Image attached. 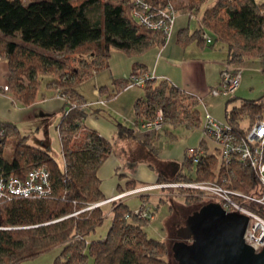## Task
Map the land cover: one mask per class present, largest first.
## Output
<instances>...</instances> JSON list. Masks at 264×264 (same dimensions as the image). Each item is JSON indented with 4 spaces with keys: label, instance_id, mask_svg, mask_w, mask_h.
Segmentation results:
<instances>
[{
    "label": "trees",
    "instance_id": "obj_1",
    "mask_svg": "<svg viewBox=\"0 0 264 264\" xmlns=\"http://www.w3.org/2000/svg\"><path fill=\"white\" fill-rule=\"evenodd\" d=\"M148 1L152 7L172 3ZM205 1L186 0L180 8L174 5L177 10L188 9V19L196 18L189 38L206 42L201 33L207 30L212 37L208 43L224 44L225 61L235 64L264 55V0H213L202 8ZM95 4L101 6L99 19L89 15ZM134 8V0H31L27 4L0 0V57H6L9 64V90L23 103H31L37 95L38 75L51 73L49 83L68 95L58 124L62 165L49 151L31 143L29 135L22 133L16 123L0 119V175L24 176L30 168L43 163L50 169L52 182L50 194L41 197L0 199V264H20L55 248L60 251L54 264H169L165 260V242L149 238L144 229V222L151 219L133 214L127 217L132 211L127 201L111 202L112 223L106 237L87 240L105 216V203L88 206L105 199L97 170L113 145L110 139L84 124L93 109L86 105L90 100L76 85L107 68L113 48L138 54L151 45L166 42L163 33L136 20ZM78 58L85 63L71 64ZM141 68L135 63L131 74L147 71ZM143 87L144 96L134 102L136 120L151 118L159 98H165L188 106L182 110L185 117L173 119L172 124L201 125L203 112L195 95L153 77L145 78ZM263 112L264 91L254 98L231 94L224 101V120L239 132L244 128L243 118L248 117L249 125ZM117 126L120 135L138 136L131 125L120 121ZM141 134L138 137L149 147V154H156L150 133ZM88 135L91 138L86 140ZM214 162L210 154L200 156L194 163L184 156L173 177L165 181L205 179L212 176ZM154 163L152 160L150 165ZM237 171L242 180L255 184L250 167H238ZM127 184L133 187L137 181L131 178ZM232 185L242 184L234 181ZM183 189L188 191L186 198L203 200L196 190Z\"/></svg>",
    "mask_w": 264,
    "mask_h": 264
},
{
    "label": "crops",
    "instance_id": "obj_2",
    "mask_svg": "<svg viewBox=\"0 0 264 264\" xmlns=\"http://www.w3.org/2000/svg\"><path fill=\"white\" fill-rule=\"evenodd\" d=\"M184 11L185 9H179L178 17L187 16ZM193 30H190L186 23L177 29L173 24L169 38L163 45H151L138 54H129L121 49L113 48L108 59V67L97 71L92 77L76 85V89L86 100L95 101V104L92 105L93 111H89L84 124L96 129L112 141L111 153L97 170L100 188L105 198L125 189L127 180L131 178L137 181L136 185L167 180L170 178L169 173L176 172L181 166L185 147L196 144L199 140L200 125H192L196 128H191L189 135L177 138L171 131L172 129H167L164 123L163 129L159 130L151 140L156 154L150 155L149 147L142 143L140 137L120 135L117 126L120 121L128 126L131 125V121L135 118L134 102L139 96L145 94L144 87L139 85L123 87L118 91V88L123 86V80L130 76L135 63L140 64L141 69L150 72L151 77L157 81H168L195 95L200 102L204 101L206 106V97L212 95L208 91L209 87L219 79L221 61L225 60L227 49L220 54L208 52L204 47V45L209 44L208 42L189 38ZM215 43L209 45L212 47ZM222 45L226 48L224 44ZM252 61L250 59L239 64L241 67L240 81L243 74L257 67ZM9 73L8 61L6 57L1 56L0 119L16 123L22 133L29 135V141L32 139L35 142L45 141L47 139V131L44 128L45 120L49 116L55 115L57 117L55 122L58 121L56 123L58 131L63 105L62 98L57 96L55 92V85L49 83L51 77L45 79L42 84L39 74L35 100L31 103H23L12 90L4 89L5 86H9ZM86 81H90L92 84L90 92V89L84 88L82 84ZM112 93L115 94L110 95ZM235 95L243 97L238 94ZM100 100H105V102L101 103ZM206 111L211 114L208 109ZM177 126L188 128L191 124L181 122L173 124L172 127L175 129ZM36 135H41V137ZM32 136H35V139ZM35 145L37 144L35 143ZM152 160L156 166L150 165ZM60 164L62 165L63 162ZM159 175L160 179H158ZM119 185L122 189L119 188ZM154 190L157 191V189ZM131 195L134 194L126 195L118 200L127 201V197ZM135 195L139 196L141 201V194ZM146 195L149 196V194Z\"/></svg>",
    "mask_w": 264,
    "mask_h": 264
},
{
    "label": "built area",
    "instance_id": "obj_3",
    "mask_svg": "<svg viewBox=\"0 0 264 264\" xmlns=\"http://www.w3.org/2000/svg\"><path fill=\"white\" fill-rule=\"evenodd\" d=\"M133 15L136 20L152 30L160 31L167 40L171 33L178 10L172 3L160 7H152L148 0H134ZM190 12H186L188 15ZM201 38L206 42L212 37L205 32ZM151 77L150 72L136 75L130 74L123 83L124 88L133 85L143 86L145 78ZM241 77L239 64L225 61L219 72L218 81L209 87L212 95L228 96L234 93ZM5 90L9 86H5ZM56 94L65 102L68 95L58 87ZM104 103V100H100ZM94 101L86 105L92 106ZM162 108H157L152 118L140 117L131 121V126L140 133H155L164 126ZM200 137L196 144L185 147L183 157L198 162L200 156L210 154L214 158L211 168L212 177L198 180L157 181L151 184H140L132 189H124L113 196L91 204L88 208L103 203H111L129 194H141V203L135 206L131 214L141 218L152 219L157 205L151 203L146 192L152 189L159 191L168 187L190 188L196 190L203 201H217L226 211L238 210L248 216V223L244 233V241L259 252L264 247V112L237 131L225 120L215 118L208 111L203 113V120L199 128ZM250 167L255 174V184L251 189L242 185H232L234 181L240 183L242 179L237 168ZM51 172L46 164L38 163L30 168L24 176L0 175V199H12L16 196L41 197L52 191ZM78 211L74 212L77 213Z\"/></svg>",
    "mask_w": 264,
    "mask_h": 264
},
{
    "label": "rangeland",
    "instance_id": "obj_4",
    "mask_svg": "<svg viewBox=\"0 0 264 264\" xmlns=\"http://www.w3.org/2000/svg\"><path fill=\"white\" fill-rule=\"evenodd\" d=\"M21 1L27 4L31 0H21ZM106 1L111 2V3L116 2V0H106ZM171 1H172L173 6L175 5L176 8L178 7L180 8V6H182L183 3L186 2V0H171ZM210 1H213V0H206L201 5L202 8L206 5L210 6L209 4ZM256 1H261V0H256ZM188 11H189L188 9H185L184 12L186 13ZM100 13H101V6L98 4L93 5L89 9V15L93 19H99ZM178 15H179V10L177 12V17L174 23L175 29L179 28L185 23L188 25V28L190 30H193L195 28L196 18L194 16L188 19V17L185 15H181L179 17ZM204 32L206 34H209L207 30H205ZM215 42H216L215 45L212 47L209 44L204 45V47L206 48L208 52H215V53L217 52V54H220L221 52H224L226 50V48L220 42L218 41H215ZM79 59L80 58L76 60L73 59L70 62L71 64H78V63L84 64L85 63L84 59H80V61ZM247 60H250V59L248 58ZM251 60H253L252 62H254L257 65V67L247 72L246 74H243L240 84L238 87H236L237 90L235 89L233 94H238L243 97L250 98V97H257L264 91V55L262 57L254 58ZM224 63H225V60L221 61V66H223ZM51 75H52L51 73H41L40 76H41L42 84L45 81V79H47L49 76L51 77ZM82 84L84 85V88L90 89L89 92L91 91L92 84L90 83V81H86ZM54 88L56 92V89L58 87H54ZM166 92L168 94V89ZM226 98L227 96H224V95H218V96L209 95L208 97H206V100H205L206 106L204 105V101H203L199 103V107L201 108V111H203V113L206 111V109H208L215 118L224 120V100ZM159 101L160 102H158L155 105V111L159 107L162 108L165 126L169 130L172 129L171 131L176 135L177 138H179V136L185 137L186 135H189L191 128H196L194 127L195 125L193 127L191 125L188 128L185 126H177L174 129L172 127L173 124L171 123V121H173V119H176V118L185 117L186 113L182 110L188 109V106L182 105L183 103L177 104L173 102H168V100L165 98H159ZM94 104H95V101H94ZM154 113L153 115L149 117L152 118L154 116ZM173 114H175V116H173ZM244 116L247 117L245 114ZM55 119H57V117L55 115H51L45 120L44 128L47 131L46 132L47 139L45 141L35 142L32 139L30 140V142L40 145L45 150L49 151L56 158L58 162L62 163L63 153H62L61 141H60L59 132L57 131V128H56V123L58 121L55 122ZM246 119L248 120V117L243 118L241 120V122L244 123V126L248 125V122L246 121ZM158 132L159 131L155 133H150L149 137L154 138ZM36 136L41 137V135L39 136L36 135ZM138 136H142V134L138 132ZM32 137L35 139V136H32ZM90 138L91 137L88 135L86 137V140H89ZM8 150H10V147ZM174 173H169V177L170 178L173 177ZM211 177L212 176H209V177H206L205 179H208ZM240 184H242V187L246 189H251V187L253 186V184H248L246 180L244 179L242 180V182H240ZM135 187H136V184H134L133 187L132 185L127 184L125 186V189L129 190ZM187 192L188 191L184 190L183 188L181 189L179 187H168L166 190H162V191H159L158 189L157 191L152 189L151 191L146 192V194H149V196L147 195L146 197L150 199L151 203L156 204L157 208H156L154 217L150 221L144 222V229L149 238L165 242L166 249H167L165 260L169 264H175V261L171 254V245L175 240H177V237L175 234V228H176L175 225L182 224L184 221V218L189 212H191L193 209L197 208L199 205L204 203L202 202L203 200H193L190 197L186 198L185 194ZM127 203L133 209L135 206H138L141 202H140L139 196L135 195L134 193V195L127 197ZM103 206L105 207L104 219L102 223L98 224L96 228L94 229V231H92L87 236L88 241L104 238L107 236L109 232V228L112 223V213H111L112 205L109 203H105ZM59 251H60L59 248H55L50 252H47L34 259L23 261L20 264H54V259L59 254Z\"/></svg>",
    "mask_w": 264,
    "mask_h": 264
},
{
    "label": "water",
    "instance_id": "obj_5",
    "mask_svg": "<svg viewBox=\"0 0 264 264\" xmlns=\"http://www.w3.org/2000/svg\"><path fill=\"white\" fill-rule=\"evenodd\" d=\"M248 216L207 201L177 225L171 245L175 264H264V247L255 252L244 241Z\"/></svg>",
    "mask_w": 264,
    "mask_h": 264
},
{
    "label": "flooded vegetation",
    "instance_id": "obj_6",
    "mask_svg": "<svg viewBox=\"0 0 264 264\" xmlns=\"http://www.w3.org/2000/svg\"><path fill=\"white\" fill-rule=\"evenodd\" d=\"M177 227V224L175 225ZM176 229V228H175Z\"/></svg>",
    "mask_w": 264,
    "mask_h": 264
}]
</instances>
